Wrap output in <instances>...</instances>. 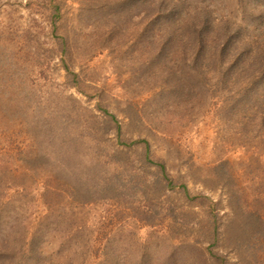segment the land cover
Segmentation results:
<instances>
[{
	"label": "rangeland",
	"instance_id": "obj_1",
	"mask_svg": "<svg viewBox=\"0 0 264 264\" xmlns=\"http://www.w3.org/2000/svg\"><path fill=\"white\" fill-rule=\"evenodd\" d=\"M260 79L264 0H0V264H264Z\"/></svg>",
	"mask_w": 264,
	"mask_h": 264
},
{
	"label": "trees",
	"instance_id": "obj_2",
	"mask_svg": "<svg viewBox=\"0 0 264 264\" xmlns=\"http://www.w3.org/2000/svg\"><path fill=\"white\" fill-rule=\"evenodd\" d=\"M234 36H231V39L234 40V43L233 44H228V43L226 44L225 43V45L223 46L222 52L223 53L224 52H229L228 54L231 53L232 56H241L244 53V51L239 47V43L237 41V38L240 37V35H237L235 38H233ZM228 39H229V37H228ZM202 43L203 42H200L199 41L198 44H197L198 53H197L196 62H197V60H199V56L203 52V47H202L203 44ZM234 50L235 51L241 50L242 54L237 53V52H233ZM243 61H244L243 57H242V59L239 57L237 60H233L232 62H230L228 64H223V65L220 64L219 68L221 70L222 67H226L225 69H222L223 71H225L223 74H226V72L227 73H231L233 71L235 72L236 75L237 74H240V73H243V72H249L250 69L253 68V66L250 63H248V61H244V62ZM67 71H69V70L67 69ZM255 73H257V72H255ZM69 76H72L73 78L78 79V76H75L71 72H69ZM260 80H263L264 81V79H260ZM249 94L250 93H248V97H249ZM105 114L108 117H110V114H108V112H105ZM112 119H114L116 121V118L115 117H112ZM116 134H117L118 137L122 135V128H121V126L118 123L116 125ZM135 146H139V147L141 146L143 148V152H144L145 156H147V158H149L150 153H151V148H150V145H149V143L147 141L140 140V141H138V142L135 143ZM157 167L160 169L161 172L164 173L165 178L169 182L171 179L167 175L166 166L164 164H162V163L159 162L157 164ZM170 183H172V182H170ZM171 187H172V185H171ZM181 189L184 190V192L186 194L188 193L187 192V188H186L185 185H182L181 186Z\"/></svg>",
	"mask_w": 264,
	"mask_h": 264
}]
</instances>
